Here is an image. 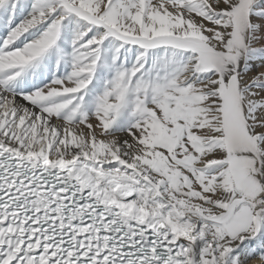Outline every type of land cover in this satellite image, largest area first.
Segmentation results:
<instances>
[{"label":"snow or ice","instance_id":"snow-or-ice-1","mask_svg":"<svg viewBox=\"0 0 264 264\" xmlns=\"http://www.w3.org/2000/svg\"><path fill=\"white\" fill-rule=\"evenodd\" d=\"M0 264H264V0H0Z\"/></svg>","mask_w":264,"mask_h":264}]
</instances>
